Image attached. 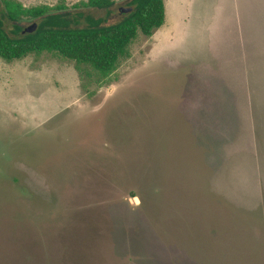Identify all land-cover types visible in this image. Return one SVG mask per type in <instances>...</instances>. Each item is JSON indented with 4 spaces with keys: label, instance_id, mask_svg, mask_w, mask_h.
Wrapping results in <instances>:
<instances>
[{
    "label": "rangeland",
    "instance_id": "rangeland-1",
    "mask_svg": "<svg viewBox=\"0 0 264 264\" xmlns=\"http://www.w3.org/2000/svg\"><path fill=\"white\" fill-rule=\"evenodd\" d=\"M164 1L106 77L0 56V264H264V0Z\"/></svg>",
    "mask_w": 264,
    "mask_h": 264
},
{
    "label": "trees",
    "instance_id": "trees-1",
    "mask_svg": "<svg viewBox=\"0 0 264 264\" xmlns=\"http://www.w3.org/2000/svg\"><path fill=\"white\" fill-rule=\"evenodd\" d=\"M4 15L12 20V34L6 31L0 18V56L7 61L30 54L50 52L73 60L77 66L91 67L99 75L108 76L117 67L120 56L139 32L151 35L166 19L164 0H117L125 2L132 11L123 13L116 22L86 15L82 11L53 8L48 5L27 7L18 0H0ZM116 0H89L88 6L110 8ZM74 6L73 9H78ZM24 18L40 19L35 32L23 34L19 24ZM80 18L87 21L79 25Z\"/></svg>",
    "mask_w": 264,
    "mask_h": 264
},
{
    "label": "water",
    "instance_id": "water-1",
    "mask_svg": "<svg viewBox=\"0 0 264 264\" xmlns=\"http://www.w3.org/2000/svg\"><path fill=\"white\" fill-rule=\"evenodd\" d=\"M133 7H128V6H121L119 8V11L122 12V13H128L130 11H132ZM38 28V23L35 21L33 23H31L30 25L26 26L24 29H23V34H29V33H33L36 31V29Z\"/></svg>",
    "mask_w": 264,
    "mask_h": 264
}]
</instances>
